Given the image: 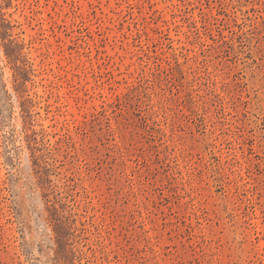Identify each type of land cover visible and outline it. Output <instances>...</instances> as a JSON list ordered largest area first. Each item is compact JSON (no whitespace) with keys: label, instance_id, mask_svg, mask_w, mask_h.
Returning a JSON list of instances; mask_svg holds the SVG:
<instances>
[{"label":"rangeland","instance_id":"374dc122","mask_svg":"<svg viewBox=\"0 0 264 264\" xmlns=\"http://www.w3.org/2000/svg\"><path fill=\"white\" fill-rule=\"evenodd\" d=\"M0 264H264V0H0Z\"/></svg>","mask_w":264,"mask_h":264},{"label":"trees","instance_id":"16d2710c","mask_svg":"<svg viewBox=\"0 0 264 264\" xmlns=\"http://www.w3.org/2000/svg\"><path fill=\"white\" fill-rule=\"evenodd\" d=\"M11 43H14V42H11ZM60 241L62 242L63 240H62V239H60Z\"/></svg>","mask_w":264,"mask_h":264}]
</instances>
